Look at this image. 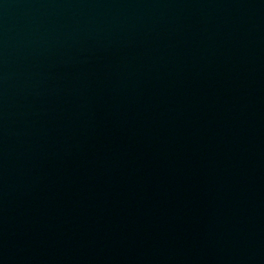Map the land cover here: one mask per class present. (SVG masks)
I'll return each instance as SVG.
<instances>
[{
  "label": "water",
  "instance_id": "obj_1",
  "mask_svg": "<svg viewBox=\"0 0 264 264\" xmlns=\"http://www.w3.org/2000/svg\"><path fill=\"white\" fill-rule=\"evenodd\" d=\"M0 264H264V0H0Z\"/></svg>",
  "mask_w": 264,
  "mask_h": 264
}]
</instances>
